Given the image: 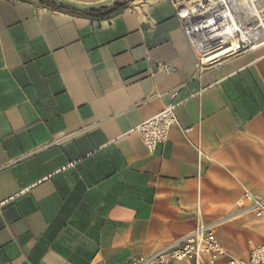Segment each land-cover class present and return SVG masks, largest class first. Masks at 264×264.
Returning a JSON list of instances; mask_svg holds the SVG:
<instances>
[{
	"label": "crops",
	"instance_id": "1",
	"mask_svg": "<svg viewBox=\"0 0 264 264\" xmlns=\"http://www.w3.org/2000/svg\"><path fill=\"white\" fill-rule=\"evenodd\" d=\"M181 24L173 0L102 20L0 0V264H126L198 221L228 256L264 244V217L240 211L264 198V43L198 75ZM170 102L149 152L129 132Z\"/></svg>",
	"mask_w": 264,
	"mask_h": 264
},
{
	"label": "built area",
	"instance_id": "2",
	"mask_svg": "<svg viewBox=\"0 0 264 264\" xmlns=\"http://www.w3.org/2000/svg\"><path fill=\"white\" fill-rule=\"evenodd\" d=\"M222 6H225V3ZM176 15L181 19L182 30L194 53L196 71L201 74V69L204 70L215 62L207 60V48L197 42L198 36L190 34L192 26L195 25L190 13L183 16L176 8ZM240 45L242 47L250 45L251 49V44L245 40H240ZM239 46L236 50L239 49ZM174 70L175 67L170 62H156V72L158 73L170 74ZM176 106L177 104L173 102L166 104L159 112L143 120L129 133H137L146 149L153 152L158 144L167 140L171 127L177 124ZM240 211L252 212L259 218L264 217V198L245 192L243 201L240 203ZM224 257L226 259L222 264H264V244L253 247L245 258L228 256L217 240L213 226L198 221L192 232L180 238L169 248H163L148 256L133 258L126 264H172L177 261H185L190 264H217Z\"/></svg>",
	"mask_w": 264,
	"mask_h": 264
},
{
	"label": "bare ground",
	"instance_id": "3",
	"mask_svg": "<svg viewBox=\"0 0 264 264\" xmlns=\"http://www.w3.org/2000/svg\"><path fill=\"white\" fill-rule=\"evenodd\" d=\"M175 1L180 13H190L195 21L190 34L198 36L197 42L207 48L208 61L235 52L240 40L249 42L251 49L264 43V0Z\"/></svg>",
	"mask_w": 264,
	"mask_h": 264
},
{
	"label": "trees",
	"instance_id": "4",
	"mask_svg": "<svg viewBox=\"0 0 264 264\" xmlns=\"http://www.w3.org/2000/svg\"><path fill=\"white\" fill-rule=\"evenodd\" d=\"M39 3L47 5L54 10L64 11L74 15L85 16L94 20L108 19L120 11H122L132 0H115L113 5L110 7H103L99 9H90V10H79L71 8L62 4H57L49 0H37Z\"/></svg>",
	"mask_w": 264,
	"mask_h": 264
},
{
	"label": "rangeland",
	"instance_id": "5",
	"mask_svg": "<svg viewBox=\"0 0 264 264\" xmlns=\"http://www.w3.org/2000/svg\"><path fill=\"white\" fill-rule=\"evenodd\" d=\"M173 2H174V4H175V7L178 8V5H177L176 1L173 0ZM248 39L251 40V37L249 36ZM249 47H250V45H248V46H246V47H242V46L240 45L238 50H236L235 52H233V53H231V54H229V55H227V56H230V55H233V54H238V53H241V52H248V51H251V49H250ZM245 49H247V50L244 51ZM227 56H225V57H227ZM198 75H199V74H198Z\"/></svg>",
	"mask_w": 264,
	"mask_h": 264
}]
</instances>
